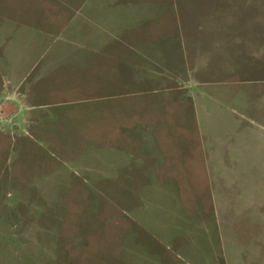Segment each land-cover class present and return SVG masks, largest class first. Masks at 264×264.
Segmentation results:
<instances>
[{"label": "rangeland", "instance_id": "374dc122", "mask_svg": "<svg viewBox=\"0 0 264 264\" xmlns=\"http://www.w3.org/2000/svg\"><path fill=\"white\" fill-rule=\"evenodd\" d=\"M157 1L0 0V264H126L125 247L129 264H161L146 239L168 259L188 244L179 264H264V205L245 201L264 202V0H167L174 14L141 13ZM119 27L130 30L114 37ZM173 34L177 45L161 57L172 68L140 62L133 42ZM149 87L165 91L149 95ZM161 100L168 119L195 120L203 154L183 140L180 153L161 154L144 129L142 142L123 137L148 120L159 132L193 133L157 124L163 113L150 103ZM145 149L155 158L148 166ZM197 181L234 199L222 229L207 216L126 215L139 199L163 195L156 184L191 193ZM159 232L166 244L152 236Z\"/></svg>", "mask_w": 264, "mask_h": 264}, {"label": "crops", "instance_id": "0c3cea01", "mask_svg": "<svg viewBox=\"0 0 264 264\" xmlns=\"http://www.w3.org/2000/svg\"><path fill=\"white\" fill-rule=\"evenodd\" d=\"M133 5V3H132ZM141 7H143L144 9L141 11V13H143L144 11H146V6L148 7L149 10H147V12L149 13L148 16L150 18H153L154 15L158 14H163L166 10H168L170 13H173L174 10L172 7V5L170 4L169 1H165V0H158L155 3H144L140 5ZM170 8V9H169ZM174 14V13H173ZM90 23V21H89ZM139 24H143L138 22ZM146 24V23H144ZM99 26H97L98 28ZM126 30H130L127 28H124V30H122V27L118 28L117 30L114 29L113 32L115 31L116 33L113 35L115 36H119L121 34V32L126 31ZM173 38L171 40H169L167 37L165 38H160V39H156V40H138L136 42H133L132 46L135 45H140L142 48H139L138 51H140V53H138V55L142 58V61H140L141 63L147 66H151L153 69V66L155 65L157 69H162L159 66V62L163 61L161 60L162 53L164 51V49H166L167 52V58L170 56V52H169V45H172V47L174 45H177V43L175 42V34L172 35ZM88 42V41H87ZM172 65H177L179 64V61L177 62V60L174 58V56L172 55ZM155 62L157 64H155ZM139 64V63H138ZM165 66L164 69H169L171 65H169V61L167 62V64H164ZM140 67L142 68V65L140 64ZM179 68V66L177 67ZM173 70V69H172ZM155 71V70H154ZM178 73V77L177 79L179 81H181L184 85L185 88L188 89V92H190L189 87L190 86V82L188 81H184V79L181 78V76H186L187 75V71L184 70H180L177 72ZM153 74V72L151 73ZM149 77V76H146ZM185 78V77H184ZM196 83V82H195ZM197 84V83H196ZM188 85V86H187ZM161 90H164L162 87H149L147 89H145L146 94H154V93H159ZM7 91V90H6ZM4 93V91H2ZM8 92V91H7ZM191 94V93H190ZM192 97V95H190ZM167 96H165L166 98ZM184 97V96H183ZM2 98H6V95ZM192 108L195 107L199 108V104L196 98L192 97ZM152 107H154L155 109H160L162 110L163 115H161V119L157 122V124H164L165 126L170 124V125H174L177 128V131H179V129H182L183 131L186 130H192L193 133H191L190 135H186V134H182L179 132H173L171 131V129L167 130V128L163 127V132H158L156 131L155 123L153 121H145V123L137 121L133 126V127H129L126 129V132L122 131L123 133V137H130L129 139L131 140H137L139 142H142L140 136L144 135L143 132H141L140 130H145L148 133H151L152 135H154L160 142H161V146L163 147L162 149H160L161 154H165L167 156H171V155H176L178 153H180L183 149L180 147H176L175 142H178L179 140H183L184 144L186 145L187 149L190 151L191 154H196L199 155V153L203 154V151L201 149V135L199 133L198 135V131H196L195 127L193 126V122H195V120L192 118V120H188L191 123L188 125V127L185 126H180V125H184L186 123H188V121L186 120L187 118L185 117H181V116H176L175 118H167L168 116H166L165 114L168 111V105L167 102H163V100L157 102H152L150 103ZM185 101L184 99H180L178 101V105H177V111L180 112V110L185 109ZM153 108V109H154ZM164 110V111H163ZM167 110V111H166ZM200 110V109H199ZM154 124V125H153ZM144 125V126H142ZM164 128L166 129V131H164ZM195 131H196V137H195ZM208 135V134H207ZM170 145L172 146V149L170 151ZM160 154V155H161ZM134 156V155H133ZM143 160L145 158L146 161V166L151 165L152 161L155 160L154 158V154L150 151V150H143V154H141ZM170 159H172L171 157L168 158L167 161H169ZM142 160V161H143ZM199 160L200 156H199ZM141 161V162H142ZM159 161H162V157L157 155V160H156V165L158 164ZM171 167V165H170ZM198 169H196L197 171ZM209 170V169H208ZM204 173H206V170L204 171ZM178 187H177V186ZM159 185L156 184V186H153V188L156 189H160L162 191V196H147L144 197V199H139L138 202L136 204H134L133 206H130L129 209L127 210L126 215L128 214L129 218H131V220H134L133 217H139L142 218L148 222H185V221H202L205 220L206 216L209 218V220H214L216 222H219V224H221L219 226L218 229H222V222L225 220L226 217V213L228 211V207L227 205L231 204V201L234 200L230 197H227V187L226 188H221V190H218L217 188H215L212 184L210 187V184L206 181L203 182L201 181V183L199 181H197L196 187L192 188V192L188 193L187 189L188 188H183V185L180 183H170L168 185V187L166 189H164L163 187H158ZM225 187V186H224ZM155 193V192H154ZM153 193V194H154ZM153 196V197H152ZM221 196V197H219ZM263 199L260 198H246L245 201L251 205H264L263 201H260ZM235 203H238L235 201ZM183 206H186V209H184ZM194 207V210L192 209ZM202 207V208H200ZM165 216L168 218H165ZM161 226V225H159ZM168 228V227H166ZM158 230H161L158 228ZM129 232H125L123 234V237L125 236V234L128 235ZM160 233V232H159ZM152 236H159L160 240L162 242H164L166 244V241L164 239V234L160 233V234H156L154 233ZM171 236V235H170ZM147 237H145L146 239ZM179 237L176 236H171L169 241H167L168 244H175L176 240ZM179 240V239H178ZM151 243V244H150ZM146 249L148 248H156L158 249V257L161 260V264H179L178 262L182 261L183 258H187L188 259V253L187 251L185 252V250L189 247L188 244H184L182 242H180L179 246H176L178 249H176L175 252H172V249H170L169 251H167L165 254H167V256L169 257V259L167 257L164 256L162 252V250L154 244V242L150 239H146ZM179 244V243H178ZM118 250H119V258L125 261L126 264H129L126 262V259L129 258L130 256H132L131 253H134L133 251H131L130 253L127 251L128 248L125 247L124 248V252H123V258L121 256V246H118ZM152 250V249H151ZM151 254V253H150ZM171 256V257H170ZM146 257V255H145ZM154 259L156 258V260H158V258L156 256L153 257ZM142 259V258H141ZM150 259V258H149ZM167 260V261H166ZM225 263H228L227 261H225ZM133 264V263H130ZM136 264V263H135ZM139 264V263H137ZM148 264V263H146ZM216 264H219L218 261L216 260Z\"/></svg>", "mask_w": 264, "mask_h": 264}]
</instances>
